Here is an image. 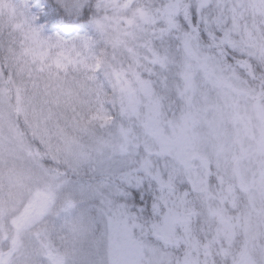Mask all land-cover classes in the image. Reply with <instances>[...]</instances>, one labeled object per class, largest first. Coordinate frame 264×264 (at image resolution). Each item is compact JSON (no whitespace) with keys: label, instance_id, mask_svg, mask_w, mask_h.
I'll list each match as a JSON object with an SVG mask.
<instances>
[{"label":"clouds","instance_id":"9594fccd","mask_svg":"<svg viewBox=\"0 0 264 264\" xmlns=\"http://www.w3.org/2000/svg\"><path fill=\"white\" fill-rule=\"evenodd\" d=\"M0 264H264V0H0Z\"/></svg>","mask_w":264,"mask_h":264}]
</instances>
